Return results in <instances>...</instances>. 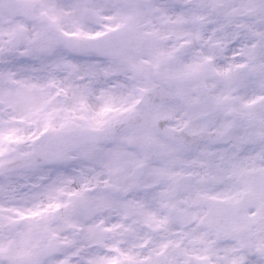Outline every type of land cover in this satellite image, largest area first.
I'll use <instances>...</instances> for the list:
<instances>
[{
    "label": "snow or ice",
    "instance_id": "6c2138e0",
    "mask_svg": "<svg viewBox=\"0 0 264 264\" xmlns=\"http://www.w3.org/2000/svg\"><path fill=\"white\" fill-rule=\"evenodd\" d=\"M0 264H264V0H0Z\"/></svg>",
    "mask_w": 264,
    "mask_h": 264
}]
</instances>
